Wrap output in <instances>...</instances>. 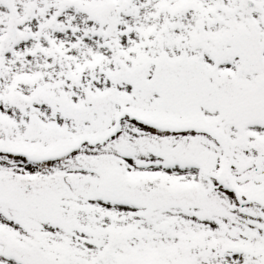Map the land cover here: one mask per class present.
<instances>
[{"label": "snow or ice", "instance_id": "snow-or-ice-1", "mask_svg": "<svg viewBox=\"0 0 264 264\" xmlns=\"http://www.w3.org/2000/svg\"><path fill=\"white\" fill-rule=\"evenodd\" d=\"M0 264H264V0H0Z\"/></svg>", "mask_w": 264, "mask_h": 264}]
</instances>
